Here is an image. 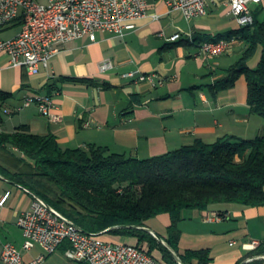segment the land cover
<instances>
[{
  "label": "crops",
  "instance_id": "crops-1",
  "mask_svg": "<svg viewBox=\"0 0 264 264\" xmlns=\"http://www.w3.org/2000/svg\"><path fill=\"white\" fill-rule=\"evenodd\" d=\"M148 1V14L136 20L133 30L122 36L98 32L95 41L84 36L67 42L38 73L13 66L9 56L0 53V131L13 132L26 125L33 133L55 135L63 148L98 145L140 159L197 139L214 142L226 135L248 139L263 134L264 118L251 111L244 75L232 87L215 89L242 57L246 42L235 36L229 51L214 56L204 53L195 41L242 28L228 0L210 1L206 15L190 20L181 11L171 10L167 0ZM21 28V23L14 22L3 35L11 37ZM178 32L182 37L172 40ZM261 57L260 48L249 65L257 67ZM105 60H111L113 68L102 71ZM131 72L156 74L163 82L136 81L126 75ZM38 94L53 96L61 121L44 116L36 104L24 105L25 97ZM21 159L31 162L18 149H0V164L8 172L27 169ZM0 175V200L10 192L5 204H0L1 257L5 242L23 249L18 219L35 196L4 173ZM216 213L223 218L213 219ZM170 225L169 213L147 221V227L164 239ZM179 228L181 252L208 249L210 264H264V205L217 203L206 210L190 209ZM105 238L137 242L126 236ZM252 240L262 245L253 249ZM154 254L162 257L158 250Z\"/></svg>",
  "mask_w": 264,
  "mask_h": 264
},
{
  "label": "trees",
  "instance_id": "trees-1",
  "mask_svg": "<svg viewBox=\"0 0 264 264\" xmlns=\"http://www.w3.org/2000/svg\"><path fill=\"white\" fill-rule=\"evenodd\" d=\"M258 12L252 25L195 41L202 44L236 36L246 42L242 57L215 89L232 87L244 75L251 111L264 118V18ZM260 48L261 60L253 68L249 62ZM10 148L18 149L31 162L21 159L28 168L14 173L0 164V173L27 187L84 230L136 238L133 245L168 264H179L168 246L137 227L169 213L167 244L185 264H210L208 249L180 251L179 224L184 212L206 210L217 203L264 205V133L248 139L234 135L214 142L197 139L168 153L140 159L98 145L63 148L55 135L33 133L23 125L13 132L0 131V149ZM69 245L66 240L60 249L65 251ZM156 250L162 257L154 254Z\"/></svg>",
  "mask_w": 264,
  "mask_h": 264
},
{
  "label": "built area",
  "instance_id": "built-area-1",
  "mask_svg": "<svg viewBox=\"0 0 264 264\" xmlns=\"http://www.w3.org/2000/svg\"><path fill=\"white\" fill-rule=\"evenodd\" d=\"M212 0H167L171 10H179L188 19L204 16ZM233 16L242 27L255 22V6L264 0H228ZM148 0H48L47 3L32 0H0V53L10 58L13 66L26 67L31 73H38L48 67L51 59L60 51V46L89 36L95 41L98 32L124 35L136 27V20L148 14ZM21 21V30L4 37V29ZM182 37L180 32L171 39ZM231 40L222 39L201 44L202 51L218 56L229 51ZM113 68L111 60L101 64V70ZM136 81L162 83L156 74L131 72L126 74ZM36 104L40 112L50 120L58 122L62 115L55 111L54 98L50 94L29 95L24 105ZM2 176V175H0ZM10 192L0 200L4 205ZM222 219L220 213L212 216ZM18 224L24 235L23 249L32 251L39 245L44 253L26 260L22 251L13 243L2 244L0 264H45L48 255L55 253L68 240L64 264H168L150 254L145 248L107 240L103 232H88L77 225L62 211L50 205L43 198H34L29 209L24 211ZM253 249L262 245L252 240Z\"/></svg>",
  "mask_w": 264,
  "mask_h": 264
},
{
  "label": "rangeland",
  "instance_id": "rangeland-1",
  "mask_svg": "<svg viewBox=\"0 0 264 264\" xmlns=\"http://www.w3.org/2000/svg\"><path fill=\"white\" fill-rule=\"evenodd\" d=\"M40 2L47 3L48 0H40ZM258 10H259L258 12L259 18L263 19L264 18V4H262L261 6H257V8L254 10V13ZM7 35H10V34H7ZM21 251L26 260H30L33 254H35V257H36L39 254L44 253V250L39 245H37L35 249L32 250L31 252H28L25 249H21ZM66 261H67V258H66L65 251L63 249H58L55 253L48 255L45 261V264H64Z\"/></svg>",
  "mask_w": 264,
  "mask_h": 264
},
{
  "label": "water",
  "instance_id": "water-1",
  "mask_svg": "<svg viewBox=\"0 0 264 264\" xmlns=\"http://www.w3.org/2000/svg\"><path fill=\"white\" fill-rule=\"evenodd\" d=\"M33 193V192H32ZM33 195L36 197V198H41L40 196H38L37 194H35V193H33ZM137 228H143V229H145V230H148L149 232H151L152 234H154L163 244H165L166 246H168V248L170 249V251H171V253L174 255V257H175V259L177 260V262L179 263V264H185L183 261H182V259H181V257H180V255L175 251V250H173L168 244H167V242L165 241V239L161 236V235H159V234H156L151 228H149V227H147V226H144V227H137ZM111 230V228H109L108 230H106L105 232H108V231H110Z\"/></svg>",
  "mask_w": 264,
  "mask_h": 264
},
{
  "label": "bare ground",
  "instance_id": "bare-ground-1",
  "mask_svg": "<svg viewBox=\"0 0 264 264\" xmlns=\"http://www.w3.org/2000/svg\"><path fill=\"white\" fill-rule=\"evenodd\" d=\"M32 2H40V0H32ZM0 18H1V11H0ZM211 43H219V41H211Z\"/></svg>",
  "mask_w": 264,
  "mask_h": 264
}]
</instances>
